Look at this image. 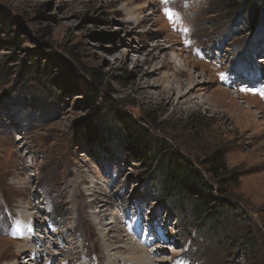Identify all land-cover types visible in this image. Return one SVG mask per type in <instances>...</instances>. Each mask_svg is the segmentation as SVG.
<instances>
[{"label":"rangeland","instance_id":"374dc122","mask_svg":"<svg viewBox=\"0 0 264 264\" xmlns=\"http://www.w3.org/2000/svg\"><path fill=\"white\" fill-rule=\"evenodd\" d=\"M261 93L264 0H0V264H264ZM123 120L225 207L169 194Z\"/></svg>","mask_w":264,"mask_h":264},{"label":"trees","instance_id":"16d2710c","mask_svg":"<svg viewBox=\"0 0 264 264\" xmlns=\"http://www.w3.org/2000/svg\"><path fill=\"white\" fill-rule=\"evenodd\" d=\"M123 123L124 130L121 135L131 149L141 156H150L153 160H159L158 172L165 177L164 188L169 194L179 193L181 197L194 198L199 206L197 212L204 213L212 205L216 210L225 207L226 202L217 199V195L223 193L221 187L213 184L198 165L182 154L171 152L167 148H158L148 139L143 128L136 123L125 120ZM210 161L216 170L226 169L224 155L220 151L214 153Z\"/></svg>","mask_w":264,"mask_h":264},{"label":"bare ground","instance_id":"6f19581e","mask_svg":"<svg viewBox=\"0 0 264 264\" xmlns=\"http://www.w3.org/2000/svg\"><path fill=\"white\" fill-rule=\"evenodd\" d=\"M180 97H182V96H180ZM102 207H104V206H102ZM93 221V224L95 225V228L96 229H98L97 230V232H101V229H100V227L98 226V221H96V219H93L92 220ZM103 223V222H102ZM101 223H99V225H100ZM23 225H25L26 227H28L29 226V224H27V223H24ZM89 226H91V225H89ZM103 226V225H102ZM106 225H104V227H105ZM94 227V226H93ZM99 227V228H98ZM30 229V228H29ZM29 229H27V230H29ZM105 229V228H104ZM25 232V231H24ZM24 232H22L23 233V235H24ZM102 232H103V230H102ZM25 235L27 236V237H30V236H32V233H31V230L30 231H28V232H25ZM97 240H99V239H97ZM29 242H30V240H29ZM44 243V240L41 242V245ZM122 243V242H121ZM109 247L108 248H106V251L109 253V252H114V250H117L118 248L117 247H112V245H108ZM121 246V245H120ZM125 246V245H124ZM111 247L113 248V250H111ZM29 249V248H28ZM24 250H26V248L24 249ZM111 250V251H110ZM22 251V250H21ZM31 252H33L34 253V250H30ZM47 252V251H46ZM75 252V251H74ZM14 253V252H13ZM76 253V252H75ZM140 253H141V251H140ZM48 254V253H47ZM46 254V255H47ZM49 254H52V253H50L49 252ZM48 254V255H49ZM99 254H100V252H99ZM116 254H119V252L117 253L116 251L114 252V255L113 256H110V258H109V260H110V262L111 263H114V264H133L130 260V258L129 257H118V256H116ZM134 254V253H133ZM144 254H146V255H143V254H141V255H139V256H137L139 259L141 258L142 260V263H146V259H148V264H150V260H152L153 258L152 257H150L149 255H148V253L146 252V253H144ZM31 255V254H30ZM29 255V256H30ZM38 255V254H37ZM41 255H42V253H41ZM53 255V259H55L56 258V256L54 255V254H52ZM88 255V254H87ZM103 254H101V256H102ZM74 256H76V255H74ZM31 257L33 258V259H35V257H33V255H31ZM77 257H78V255H77ZM155 255H154V259H155ZM52 258V257H51ZM94 258V257H93ZM99 258V257H98ZM133 258H134V256H133ZM136 258V257H135ZM33 259H31L32 261H33ZM103 260V259H102ZM108 260V261H109ZM113 260V261H112ZM155 260H157V259H155ZM107 261V260H106ZM34 262V261H33ZM80 262V261H79ZM94 262V261H93ZM101 262V261H100ZM82 263V262H81ZM86 263V262H85ZM103 263V262H102ZM65 264V263H64ZM76 264V263H75ZM94 264V263H93ZM141 264V263H140ZM153 264H155L154 262H153ZM179 264V263H178Z\"/></svg>","mask_w":264,"mask_h":264},{"label":"snow or ice","instance_id":"6c2138e0","mask_svg":"<svg viewBox=\"0 0 264 264\" xmlns=\"http://www.w3.org/2000/svg\"><path fill=\"white\" fill-rule=\"evenodd\" d=\"M164 2L167 3L168 0H164ZM165 14L168 16L169 20H172L175 15L170 9L167 8H165ZM261 95H264V93H261Z\"/></svg>","mask_w":264,"mask_h":264}]
</instances>
